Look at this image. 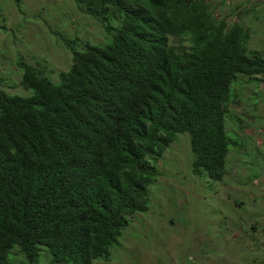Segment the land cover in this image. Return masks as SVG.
<instances>
[{
	"label": "trees",
	"instance_id": "obj_1",
	"mask_svg": "<svg viewBox=\"0 0 264 264\" xmlns=\"http://www.w3.org/2000/svg\"><path fill=\"white\" fill-rule=\"evenodd\" d=\"M73 1L105 41L64 37L72 63L55 77L19 56L26 92L0 86V264L111 261L178 134L196 173L224 178L237 84L264 76L251 29L207 0Z\"/></svg>",
	"mask_w": 264,
	"mask_h": 264
},
{
	"label": "rangeland",
	"instance_id": "obj_2",
	"mask_svg": "<svg viewBox=\"0 0 264 264\" xmlns=\"http://www.w3.org/2000/svg\"><path fill=\"white\" fill-rule=\"evenodd\" d=\"M207 1L217 18L250 28L249 50L264 53V0ZM20 3L0 0V86L11 93L26 92L19 85V56L55 77L72 63L64 37L95 44L106 39L103 26L73 0ZM240 80V100L226 118L238 142L230 147L228 173L221 181L196 173L189 134H178L157 164L161 173L149 187V210L135 214L111 247L112 260L95 264H264V76ZM10 258L29 264L22 254ZM37 264L50 262L42 255Z\"/></svg>",
	"mask_w": 264,
	"mask_h": 264
}]
</instances>
